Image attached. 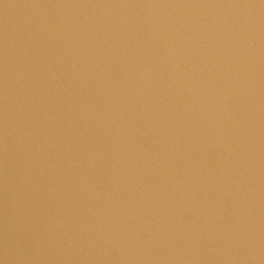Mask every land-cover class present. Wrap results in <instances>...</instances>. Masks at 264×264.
I'll return each instance as SVG.
<instances>
[{
    "label": "water",
    "instance_id": "1",
    "mask_svg": "<svg viewBox=\"0 0 264 264\" xmlns=\"http://www.w3.org/2000/svg\"><path fill=\"white\" fill-rule=\"evenodd\" d=\"M0 264H264V0H0Z\"/></svg>",
    "mask_w": 264,
    "mask_h": 264
}]
</instances>
